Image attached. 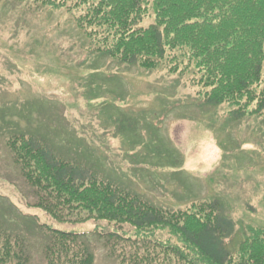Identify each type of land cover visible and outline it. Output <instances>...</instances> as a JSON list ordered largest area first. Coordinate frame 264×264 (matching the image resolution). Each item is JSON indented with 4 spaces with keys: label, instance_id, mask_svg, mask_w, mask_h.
I'll use <instances>...</instances> for the list:
<instances>
[{
    "label": "rangeland",
    "instance_id": "374dc122",
    "mask_svg": "<svg viewBox=\"0 0 264 264\" xmlns=\"http://www.w3.org/2000/svg\"><path fill=\"white\" fill-rule=\"evenodd\" d=\"M24 3L0 0V224L23 240L29 264H45L41 226L87 234L95 264L119 262L96 233L106 223L59 224L30 208L33 191L4 144L21 132L164 209L217 200L234 222L233 246L264 230V116L206 105L193 67L174 60L145 70L97 55L67 11Z\"/></svg>",
    "mask_w": 264,
    "mask_h": 264
},
{
    "label": "trees",
    "instance_id": "16d2710c",
    "mask_svg": "<svg viewBox=\"0 0 264 264\" xmlns=\"http://www.w3.org/2000/svg\"><path fill=\"white\" fill-rule=\"evenodd\" d=\"M16 1L38 12L67 11L94 52L118 63L156 70L174 60L185 70L193 67L205 104H229L235 119L264 116V0ZM4 144L33 191L30 208L59 224L106 223L107 232L96 233L119 264H264V230L250 228L233 246L234 222L217 200L164 209L86 176L85 168L58 158L33 135L11 134ZM40 231L45 264H95L82 240L87 234ZM29 263L23 240L0 224V264Z\"/></svg>",
    "mask_w": 264,
    "mask_h": 264
}]
</instances>
